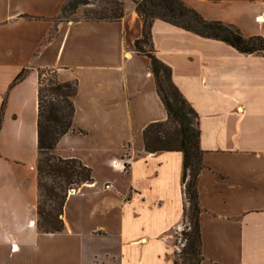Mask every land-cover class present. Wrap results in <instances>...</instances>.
<instances>
[{
	"label": "crops",
	"instance_id": "crops-1",
	"mask_svg": "<svg viewBox=\"0 0 264 264\" xmlns=\"http://www.w3.org/2000/svg\"><path fill=\"white\" fill-rule=\"evenodd\" d=\"M66 1L0 0V264H174L183 153L144 147V129L168 115L150 59L135 50V2L120 20L98 21L59 18ZM184 1L208 20L264 36V0ZM152 40L199 116L200 264H264V55L160 18ZM47 69L77 81L72 120L85 131L62 135L54 153L81 160L93 177L68 194L59 232L37 227Z\"/></svg>",
	"mask_w": 264,
	"mask_h": 264
},
{
	"label": "trees",
	"instance_id": "trees-1",
	"mask_svg": "<svg viewBox=\"0 0 264 264\" xmlns=\"http://www.w3.org/2000/svg\"><path fill=\"white\" fill-rule=\"evenodd\" d=\"M82 0H67L59 18L67 12H75ZM135 9L142 21V35L134 42L138 54L150 59L157 93L167 111V120L150 123L143 132L144 147L149 153L178 150L183 153L184 218L187 224L180 233L182 240L175 243L174 264H200L203 260L200 229L201 204L199 199V177L204 167L203 150L200 146L199 116L196 110L173 82L171 68L154 52L152 25L160 18L202 37L222 40L242 53L264 55V36H246L235 24L221 20H208L184 0H134ZM97 10L85 13L87 20H120L125 14L121 0H102ZM23 69L13 83L21 80ZM40 72L38 130V204L37 227L42 232H59L64 229L63 207L70 185L92 181V171L77 158H63L54 153L62 135L71 131L84 134L85 131L73 124V98L77 92V81H55L47 88L59 105L44 109L42 76ZM63 102L66 105L62 104ZM4 105V104H3ZM66 108L68 110L66 111ZM0 112V128L2 124ZM128 167V165H126ZM49 177L53 184L44 182ZM183 218V219H184ZM182 244V245H181ZM179 247V248H178Z\"/></svg>",
	"mask_w": 264,
	"mask_h": 264
},
{
	"label": "rangeland",
	"instance_id": "rangeland-1",
	"mask_svg": "<svg viewBox=\"0 0 264 264\" xmlns=\"http://www.w3.org/2000/svg\"><path fill=\"white\" fill-rule=\"evenodd\" d=\"M121 1H123L124 8H125L127 0H121ZM102 4H103L102 0H82V2L79 4V6L75 12H72V13L67 12L64 14V17L67 19H70V20H78V19L84 18L86 16L85 13L92 11V10H97L100 6H102ZM53 81H55L54 71H52L50 69L45 70V73L42 76V85H43L42 87H43V97H44L43 106H44L45 110L48 109L50 105H53V106L59 105L58 100L56 98H54V96H52L50 94V92L47 90V88L52 85ZM62 104L66 105L65 102H63ZM67 110H68V108H66V111ZM125 168L127 169L126 165H125ZM43 180H44V182H46L48 184H53L52 179L49 177H44ZM81 184H83V183H81ZM80 185H77V184L70 185V189L67 191V196H68V194H70V191L72 189H76ZM185 219L186 218H184L182 221L181 229L176 231V233L174 234V243L179 244L181 241L183 242V240L181 239L182 234L180 233V231L182 230L184 225L188 223V222H186Z\"/></svg>",
	"mask_w": 264,
	"mask_h": 264
},
{
	"label": "built area",
	"instance_id": "built-area-1",
	"mask_svg": "<svg viewBox=\"0 0 264 264\" xmlns=\"http://www.w3.org/2000/svg\"><path fill=\"white\" fill-rule=\"evenodd\" d=\"M110 186H111V185H110L109 183L106 185L107 188H109ZM72 190H74V189H72ZM72 190H71V191H72Z\"/></svg>",
	"mask_w": 264,
	"mask_h": 264
}]
</instances>
